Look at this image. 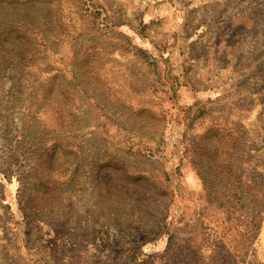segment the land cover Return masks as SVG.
I'll use <instances>...</instances> for the list:
<instances>
[{
	"label": "rangeland",
	"instance_id": "1",
	"mask_svg": "<svg viewBox=\"0 0 264 264\" xmlns=\"http://www.w3.org/2000/svg\"><path fill=\"white\" fill-rule=\"evenodd\" d=\"M0 264H264V0H0Z\"/></svg>",
	"mask_w": 264,
	"mask_h": 264
},
{
	"label": "trees",
	"instance_id": "2",
	"mask_svg": "<svg viewBox=\"0 0 264 264\" xmlns=\"http://www.w3.org/2000/svg\"><path fill=\"white\" fill-rule=\"evenodd\" d=\"M231 210H234V207L231 209ZM231 216H236V213H235V211H233L231 214H230ZM230 222V221H229ZM232 222V221H231Z\"/></svg>",
	"mask_w": 264,
	"mask_h": 264
}]
</instances>
